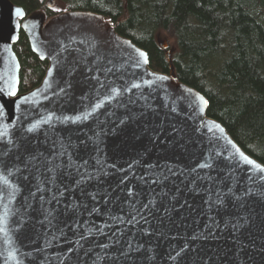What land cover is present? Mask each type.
Instances as JSON below:
<instances>
[{"label": "water", "instance_id": "water-1", "mask_svg": "<svg viewBox=\"0 0 264 264\" xmlns=\"http://www.w3.org/2000/svg\"><path fill=\"white\" fill-rule=\"evenodd\" d=\"M207 108L102 15L0 0V264H264V164Z\"/></svg>", "mask_w": 264, "mask_h": 264}, {"label": "trees", "instance_id": "trees-1", "mask_svg": "<svg viewBox=\"0 0 264 264\" xmlns=\"http://www.w3.org/2000/svg\"><path fill=\"white\" fill-rule=\"evenodd\" d=\"M11 1L45 20L74 10L102 15L147 52L153 70L172 68L202 93L207 116L264 164V0H55L52 7L47 0ZM14 50L26 92L40 84L48 62L22 30Z\"/></svg>", "mask_w": 264, "mask_h": 264}, {"label": "snow or ice", "instance_id": "snow-or-ice-1", "mask_svg": "<svg viewBox=\"0 0 264 264\" xmlns=\"http://www.w3.org/2000/svg\"><path fill=\"white\" fill-rule=\"evenodd\" d=\"M19 14V13H18Z\"/></svg>", "mask_w": 264, "mask_h": 264}]
</instances>
